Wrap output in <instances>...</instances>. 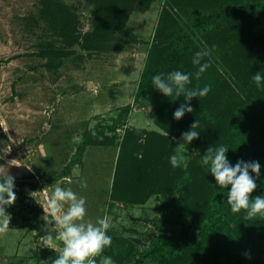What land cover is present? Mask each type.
Returning <instances> with one entry per match:
<instances>
[{
  "label": "trees",
  "instance_id": "16d2710c",
  "mask_svg": "<svg viewBox=\"0 0 264 264\" xmlns=\"http://www.w3.org/2000/svg\"><path fill=\"white\" fill-rule=\"evenodd\" d=\"M153 1L90 0L96 6L94 27L83 32L75 6L45 0L42 15L49 29L60 35L61 45L45 43L40 56L49 58L50 69H58L78 46L90 52L122 51L126 40L138 42L126 27L130 15L137 6L147 11ZM259 22H264V0H167L162 8L136 99L145 97L153 104L150 115L164 132L150 130L143 138L128 131L114 194L117 197L119 188L138 182L132 201L145 203L153 195H164L162 216L173 224L169 231L178 234L164 231L146 250L132 244L120 264H149L148 259L158 264H264V217L245 220L243 211L232 213L227 203L231 186L221 189L201 164L207 149L219 145L228 148L232 166L241 160L259 162V176L250 171L257 184L250 198L264 197V83L257 87L252 80L256 73L264 75V34L255 29ZM205 46L212 49L205 58L210 66L199 80L193 76L190 87L210 85L211 91L189 101L193 112L176 120L173 113L185 103L183 96H164L152 78L175 70L195 73L192 58ZM131 110L130 105L122 108L110 128L125 122ZM197 120L199 136L189 147L199 152L188 166L173 168L169 159L176 153L173 138L191 130ZM96 130L86 131L81 151L98 144ZM140 153L143 158H138ZM67 168L71 170L70 165ZM27 186L40 188L38 182L14 178L13 190L21 200L26 199L22 192ZM30 207L38 219V208ZM105 253L116 256L112 248Z\"/></svg>",
  "mask_w": 264,
  "mask_h": 264
},
{
  "label": "rangeland",
  "instance_id": "374dc122",
  "mask_svg": "<svg viewBox=\"0 0 264 264\" xmlns=\"http://www.w3.org/2000/svg\"><path fill=\"white\" fill-rule=\"evenodd\" d=\"M59 1L75 6L83 32L93 29V2ZM166 3L154 0L144 5L147 11L134 9L126 27L138 42L126 40L125 49L112 52L84 51L78 46L77 53L63 58L61 67L50 69L49 58L40 56L41 48L49 42L61 45V41L42 15L45 0H0V174L40 184L38 189L25 187L26 199L16 195L15 202L5 207L10 223L0 233V264H51L58 258L62 244L53 239L46 247L41 240L55 227L43 206L57 184L86 199L87 220L95 223L97 218L109 217L107 234L112 243L96 257L97 264L104 257L120 264L118 260L125 258L132 244L146 250L162 232L178 234L169 231L173 224L162 216L164 195L136 203L132 188L138 182L117 189V197L114 194L121 145L128 131L133 129L143 138L150 130L164 132L150 115L153 104L145 97L136 99V92ZM255 29L264 34V22ZM127 105L132 107L128 119L113 130L110 127ZM103 126L107 128L100 129ZM96 127L98 144L81 151L86 131ZM182 144L185 147L178 149ZM189 145L181 137L174 139L175 151L187 156V166L199 152ZM82 181L86 188L81 187ZM30 205L38 208V219ZM111 248L115 257L105 253ZM148 263L158 264L152 259Z\"/></svg>",
  "mask_w": 264,
  "mask_h": 264
},
{
  "label": "clouds",
  "instance_id": "9594fccd",
  "mask_svg": "<svg viewBox=\"0 0 264 264\" xmlns=\"http://www.w3.org/2000/svg\"><path fill=\"white\" fill-rule=\"evenodd\" d=\"M211 51L212 49L205 46L194 54L192 64L197 68L195 73L175 70L166 75L157 74L152 78L154 88L164 96L169 98L183 96L185 103L173 113L176 120H180L185 112H193L189 101L193 98L205 97L211 91L210 85L203 88L190 87L193 76L199 80L210 66L205 62V58L211 55ZM252 80L257 87H260L264 83V75L256 73L252 76ZM190 128L191 130L181 135V139L189 144L199 136V131L196 130L199 128L198 120ZM181 147L185 146L182 144L177 148ZM227 152L228 148L223 145L209 147L201 158L202 166L214 176L221 189L231 186L230 191L227 192V203L232 213L243 211L245 220H252L258 216L264 217V197L250 198L251 193L257 188L250 171L258 177L261 165L257 161L241 160L232 166L226 156ZM138 158H143L142 153L138 154ZM169 159L173 168L187 166V156L183 151L178 150ZM81 187H87L86 181L81 182ZM13 189L14 177L5 173L0 174V233L9 229L10 216L6 214L5 207L12 205L16 200ZM43 208L44 212L46 210L53 218L55 222L53 229L56 230L55 237L52 235L53 229L48 235L41 236L44 246L50 247L53 239L62 244L58 258L51 264H97L96 257L101 256L104 249L111 246L112 238L107 234L111 227L109 217L105 215L103 218H97L95 223L87 220L86 199L78 196L71 188H63L57 184L51 195L46 197ZM101 264H114V261L111 257H104Z\"/></svg>",
  "mask_w": 264,
  "mask_h": 264
}]
</instances>
